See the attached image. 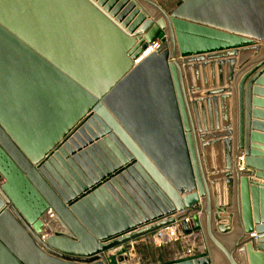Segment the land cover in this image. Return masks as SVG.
<instances>
[{
  "label": "water",
  "instance_id": "95a60500",
  "mask_svg": "<svg viewBox=\"0 0 264 264\" xmlns=\"http://www.w3.org/2000/svg\"><path fill=\"white\" fill-rule=\"evenodd\" d=\"M262 66L264 0H0V264H124L172 226L207 252L166 264H264Z\"/></svg>",
  "mask_w": 264,
  "mask_h": 264
},
{
  "label": "crops",
  "instance_id": "0c3cea01",
  "mask_svg": "<svg viewBox=\"0 0 264 264\" xmlns=\"http://www.w3.org/2000/svg\"><path fill=\"white\" fill-rule=\"evenodd\" d=\"M251 56H252L251 53H245V54L242 55V59H239V60H242V61L244 60L245 61V60L249 59ZM258 56L259 55L254 56L252 58V60L256 59ZM252 60H250V61H252ZM262 69H264V66H262L260 68V71ZM200 80L202 81L201 72H200ZM252 88H253V91L251 93V98L256 100L257 103L255 105L251 104V110L252 111H256L258 114H257V116L255 118L251 117V120L254 121L257 124H263L264 125V72L259 76V79H257L255 82H253ZM229 112H230V117L232 118L231 121H233V117H232L233 100L232 99H230ZM251 133H255L259 137H263L264 138V130L257 129V128H252L251 129ZM252 144L255 145V147L258 149L259 152L262 153V155H264V142L256 139V140L252 141ZM242 157H244V156H242ZM251 179L259 181L261 183H264V180H259V179H256V178H251ZM155 234H156V232L148 234V235H146L144 237H141V238L137 239L134 242L127 243L124 246L117 248L116 251L119 252L123 248H125V249L129 248L131 251H134L135 250V246H137L140 243L145 242V240H151L155 245L156 244L161 245V242L168 243L169 248L171 249V251H174L176 249L174 247V244H175L176 240H179L181 242V244H180L181 245V250H180L181 253H179L177 251L176 255L172 258V259H177V258H180V257H186V256H188L190 254H193V255L200 254V253L204 252L203 249H205V246H206V242H205L204 236L201 233H199L195 237L194 234H192V235H184L181 232V230H179V231L176 232V236H174V238L169 237L168 241H160L158 238L155 237ZM172 259H171V261H172Z\"/></svg>",
  "mask_w": 264,
  "mask_h": 264
},
{
  "label": "rangeland",
  "instance_id": "374dc122",
  "mask_svg": "<svg viewBox=\"0 0 264 264\" xmlns=\"http://www.w3.org/2000/svg\"><path fill=\"white\" fill-rule=\"evenodd\" d=\"M176 1L177 0H161V5L166 10H171L174 7ZM180 244L181 242L179 240H176L174 244V247L176 249L174 251H171L168 243L161 242V245H155L151 240H145V242L135 246V250L131 251L130 253L132 258L131 261L124 264H166L171 261V259L176 255L177 251L181 253ZM203 250L207 252V248ZM113 253L117 254L119 252L114 251ZM111 257L112 260L109 262V264H116L114 260L115 255H112Z\"/></svg>",
  "mask_w": 264,
  "mask_h": 264
},
{
  "label": "built area",
  "instance_id": "2783aa9c",
  "mask_svg": "<svg viewBox=\"0 0 264 264\" xmlns=\"http://www.w3.org/2000/svg\"><path fill=\"white\" fill-rule=\"evenodd\" d=\"M163 42H164V38H157L156 40H154L151 44L148 45V48L143 52V56L142 57H144L147 54L159 49L160 46L163 44ZM177 231H179V229L176 228L175 226L168 227V228H165V229L157 231L156 234H155V237L160 239V240H162V241H168L169 237L174 238V236H176V232ZM120 251H119V253H120ZM113 252L114 251H111L110 254H112Z\"/></svg>",
  "mask_w": 264,
  "mask_h": 264
},
{
  "label": "bare ground",
  "instance_id": "6f19581e",
  "mask_svg": "<svg viewBox=\"0 0 264 264\" xmlns=\"http://www.w3.org/2000/svg\"><path fill=\"white\" fill-rule=\"evenodd\" d=\"M45 227L46 230H51V228H56V222H55V214L50 210L47 213L46 220H45Z\"/></svg>",
  "mask_w": 264,
  "mask_h": 264
}]
</instances>
